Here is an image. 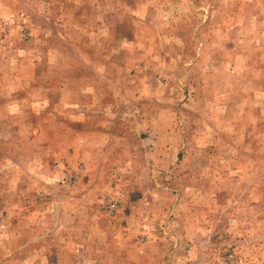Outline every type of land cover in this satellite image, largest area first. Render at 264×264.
I'll return each mask as SVG.
<instances>
[{"label":"rangeland","instance_id":"374dc122","mask_svg":"<svg viewBox=\"0 0 264 264\" xmlns=\"http://www.w3.org/2000/svg\"><path fill=\"white\" fill-rule=\"evenodd\" d=\"M0 264H264V0H0Z\"/></svg>","mask_w":264,"mask_h":264}]
</instances>
